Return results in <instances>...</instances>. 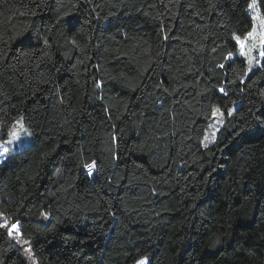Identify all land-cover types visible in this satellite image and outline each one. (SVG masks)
<instances>
[{"label": "trees", "instance_id": "16d2710c", "mask_svg": "<svg viewBox=\"0 0 264 264\" xmlns=\"http://www.w3.org/2000/svg\"><path fill=\"white\" fill-rule=\"evenodd\" d=\"M250 3L0 0V138L34 140L0 165V264H264Z\"/></svg>", "mask_w": 264, "mask_h": 264}, {"label": "snow or ice", "instance_id": "6c2138e0", "mask_svg": "<svg viewBox=\"0 0 264 264\" xmlns=\"http://www.w3.org/2000/svg\"><path fill=\"white\" fill-rule=\"evenodd\" d=\"M249 13L250 19L253 21L252 28L243 35V38L239 34H233V40L238 48V56L245 58L247 63L245 77H247V73L253 71V68H264V63H262V61H264V14H261L257 0H251L249 4ZM213 51H215V49H213ZM229 56L231 57V54H229ZM220 67H223V65H220ZM220 91L224 92V89L221 88ZM218 112L219 109H214L212 115L216 116ZM231 114L230 111L229 115ZM16 123L19 125L20 129H24L22 118ZM7 135L9 137L7 141L8 144H12L14 141H19L21 139L20 132L15 126H13V129L9 131ZM205 139H207V137ZM8 152L9 148L7 146L0 145V156H4V154ZM0 163H3V160H0ZM94 165L95 161L86 164L85 167L91 170ZM0 226L8 228L9 235H11L13 231L19 232L18 223H13L11 227H9L8 223L5 221L3 224H0ZM137 264H147V257L139 260Z\"/></svg>", "mask_w": 264, "mask_h": 264}, {"label": "rangeland", "instance_id": "374dc122", "mask_svg": "<svg viewBox=\"0 0 264 264\" xmlns=\"http://www.w3.org/2000/svg\"><path fill=\"white\" fill-rule=\"evenodd\" d=\"M21 118H19L17 121L21 120ZM222 121H223V117H222L221 112L219 111L217 113V115L213 117V119H212V121L210 123V126H209V128L207 130V133H206L207 139H205V143L210 144L214 140L215 134H216V130H217L218 126L222 123ZM22 123L24 125V129H20V127H19V125L17 123H15L13 125L20 132L21 139L19 141H14L12 144H8L7 143L8 139H9L8 136L5 139H1L0 138V145H5V146H7L9 148V152L8 153L4 154V156H0V160H3V162L6 161L7 158L10 155H12L14 153H17V152H19V151H21L23 149H26V148L30 147L34 143L31 131L26 126L23 118H22ZM12 129H13V127L11 128V130ZM25 129H26V131H25ZM1 164L2 163H0V165ZM0 220H3V222H4V218H3V215L1 213H0ZM42 221H47V220L43 217ZM20 242L24 244L23 240L20 241ZM25 255H26L27 259L29 260L30 264H36V261L33 258L31 251L28 250V248H25Z\"/></svg>", "mask_w": 264, "mask_h": 264}, {"label": "built area", "instance_id": "2783aa9c", "mask_svg": "<svg viewBox=\"0 0 264 264\" xmlns=\"http://www.w3.org/2000/svg\"><path fill=\"white\" fill-rule=\"evenodd\" d=\"M84 170H85L86 173L90 174V173H92L95 170V165H94V167L91 170L87 169L86 167L84 168ZM9 227H11V225ZM8 234H9V231H8ZM20 235L21 234H16L15 232H12V234L9 235V236L11 238H15V237H20Z\"/></svg>", "mask_w": 264, "mask_h": 264}]
</instances>
